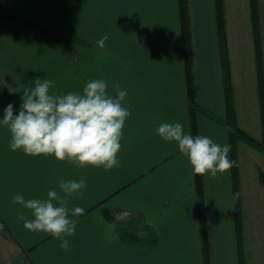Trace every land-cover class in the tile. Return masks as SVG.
I'll list each match as a JSON object with an SVG mask.
<instances>
[{
  "label": "crops",
  "instance_id": "0c3cea01",
  "mask_svg": "<svg viewBox=\"0 0 264 264\" xmlns=\"http://www.w3.org/2000/svg\"><path fill=\"white\" fill-rule=\"evenodd\" d=\"M189 4L191 100L177 0H0V54L10 55V43L30 46L18 53L25 61L12 53L7 66L0 65V118L9 103L19 110L20 92L36 78L52 81L54 94L80 93L89 81L104 79L110 95L115 96V85L127 91L124 103L131 113L123 129L119 165L107 171L12 151L10 132L0 127V264H203L194 171L177 145L162 141L156 128L180 122L194 136L195 122L196 135L230 145L224 123L226 76L234 95L235 87L231 59L220 52L212 0ZM9 17L63 33L60 36L72 37L79 45L61 46ZM260 30L264 65L261 14ZM252 77L257 91L256 71ZM233 101L237 125L235 96ZM244 154L237 151L241 213L234 210L232 168L215 177L202 175L211 264H256L255 201L250 198L256 186L244 184L245 175L250 177ZM81 178L86 188L69 207L81 206L85 212L74 218L67 251L53 236L24 228L19 217L30 219V213L13 204V196L43 199L60 180ZM124 213L128 215L116 222ZM113 223L115 229L110 228Z\"/></svg>",
  "mask_w": 264,
  "mask_h": 264
},
{
  "label": "clouds",
  "instance_id": "9594fccd",
  "mask_svg": "<svg viewBox=\"0 0 264 264\" xmlns=\"http://www.w3.org/2000/svg\"><path fill=\"white\" fill-rule=\"evenodd\" d=\"M53 82L36 78L21 93L18 111L9 103L0 118L11 135L10 149L21 150L26 156L53 157L68 161L79 168L111 170L119 165L118 153L125 122L131 115L125 106L127 91L119 85L115 96L108 92L104 79L89 81L82 92L54 94ZM160 139L175 143L196 174L213 177L236 166L229 158L231 146L221 145L208 136H192L180 122L161 123L156 128ZM86 180H60L56 188L47 191L46 198L25 199L23 194L12 197V203L30 213V219L20 216L25 229L46 233L60 240V248L69 249L67 237L74 234L75 217L84 214L81 206L70 208L69 201L83 195ZM128 214L117 215L115 221ZM116 224L110 225L115 229Z\"/></svg>",
  "mask_w": 264,
  "mask_h": 264
},
{
  "label": "trees",
  "instance_id": "16d2710c",
  "mask_svg": "<svg viewBox=\"0 0 264 264\" xmlns=\"http://www.w3.org/2000/svg\"><path fill=\"white\" fill-rule=\"evenodd\" d=\"M260 0H248L249 7V17H250V27H251V38L253 46V56L256 69V82H257V96H258V106L260 115V128L261 135L260 140H257L246 132L239 129L236 125V115L234 109V101L232 97V87L227 80L224 87V99H225V125L231 128L229 132L230 138V155L231 160L236 162V166L232 168V190L234 196V210L240 213V193L238 189V168H237V155H236V141L240 140L246 146L252 150L263 155V165L258 171V182L264 188V67H263V52L261 44V30H260V12H259ZM178 6V23L180 31V41L183 54V64H184V74L186 82V92L188 99L191 100L192 95V85H193V64H192V35L190 29V19H189V0H177ZM214 25L219 42L220 52L222 58L227 56L226 48V19H225V8L224 0H212ZM15 22L27 25L28 28H32L43 33L50 41L59 45H79L78 41H75L72 37L60 36L52 31L44 28L36 27L30 22L20 20L19 18L9 17ZM84 45V44H81ZM211 117V115H208ZM213 118V117H211ZM217 121V120H216ZM219 122V121H217ZM221 124V122H219ZM193 134L196 135V125L195 122L192 126ZM195 178V188L196 196L198 202V214H199V225L200 234L202 240V258L203 264L210 263L209 254V244L207 240V225L205 217V207H204V191H203V181L202 175L194 173ZM241 226V224H240Z\"/></svg>",
  "mask_w": 264,
  "mask_h": 264
},
{
  "label": "rangeland",
  "instance_id": "374dc122",
  "mask_svg": "<svg viewBox=\"0 0 264 264\" xmlns=\"http://www.w3.org/2000/svg\"><path fill=\"white\" fill-rule=\"evenodd\" d=\"M208 1V0H207ZM196 3V1H193ZM225 17L227 22V58L231 59V72H233V82L235 87V96L237 100L236 107L238 108V124L237 127L246 132L251 137L260 140V122L257 91L254 87L255 79L252 77L255 73L253 63V46L251 38V27L249 17L248 0H224ZM190 10V4H189ZM191 12V10H190ZM259 12L262 15L264 23V0H260ZM34 25V24H33ZM19 26V25H18ZM109 30L107 29V33ZM62 35L63 33H56ZM70 34V33H69ZM66 35V34H64ZM71 35V34H70ZM81 44L88 45L84 40H80ZM9 44V43H7ZM11 44L9 56L0 54V65L7 66V59H11V54L18 55L16 60L25 61L26 56H19V52L25 51L28 44ZM71 45V44H70ZM15 48V51H14ZM264 67V65H263ZM11 88L14 86L10 83ZM212 117V116H211ZM229 132L231 128L229 127ZM241 150L246 154L243 160L246 162V168L250 172V177L245 175V186H256V192L251 193L250 198L255 201V206L252 213L253 226L256 231L255 244L256 251L254 252L256 264H264V188L258 182V171L263 165V155L252 150L240 140L236 141V155L241 153ZM254 184H252V182ZM187 185V182H186ZM185 185V186H186ZM242 196L240 192V213H241ZM251 226V223H248Z\"/></svg>",
  "mask_w": 264,
  "mask_h": 264
}]
</instances>
